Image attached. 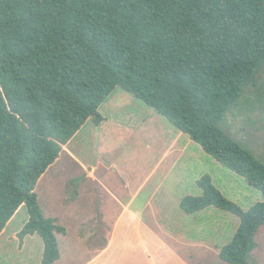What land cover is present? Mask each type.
I'll use <instances>...</instances> for the list:
<instances>
[{
  "label": "trees",
  "instance_id": "trees-1",
  "mask_svg": "<svg viewBox=\"0 0 264 264\" xmlns=\"http://www.w3.org/2000/svg\"><path fill=\"white\" fill-rule=\"evenodd\" d=\"M264 83V0H0V235L23 205L19 238L39 235L42 264L65 233L37 187L100 106L121 88L164 116L264 195V163L222 130L243 120ZM255 89V91H252ZM246 121V120H243ZM187 214L208 207L240 219L219 257L253 264L264 201L243 210L198 180Z\"/></svg>",
  "mask_w": 264,
  "mask_h": 264
},
{
  "label": "rangeland",
  "instance_id": "rangeland-1",
  "mask_svg": "<svg viewBox=\"0 0 264 264\" xmlns=\"http://www.w3.org/2000/svg\"><path fill=\"white\" fill-rule=\"evenodd\" d=\"M257 89L246 121L230 112L221 128L264 163V83ZM99 112L105 126L89 120L36 190L44 214L66 228L57 233L63 258L71 264H228L219 249L232 241L240 219L213 206L187 214L180 204L203 194L198 180L205 175L245 211L264 201L262 192L121 88ZM185 146L184 153L165 150ZM94 165L97 180L91 179ZM28 217L23 205L8 233L23 228ZM256 238L251 263L264 264V225ZM37 239L25 255L34 264L43 245Z\"/></svg>",
  "mask_w": 264,
  "mask_h": 264
},
{
  "label": "crops",
  "instance_id": "crops-1",
  "mask_svg": "<svg viewBox=\"0 0 264 264\" xmlns=\"http://www.w3.org/2000/svg\"><path fill=\"white\" fill-rule=\"evenodd\" d=\"M103 117H104V121L99 126V128H103L105 126V120L107 119V117L104 115H103ZM115 120L118 121L116 118H115ZM150 144H148V146ZM165 150H166V152H168V151L172 152L174 150H179V151L181 150L184 153L188 150V147L185 146L183 148H177V149H173V150L165 149ZM91 169L94 172L93 173L94 175L91 177V179L97 180V176H98L97 172L99 170L98 166L94 165L91 167ZM26 222H27V220H26ZM9 224L6 227V229L4 230V232L0 235V264H34V262L32 260H30L32 258L27 259L25 257V255H26V250H27L28 246L37 245L36 241L38 240L37 236H39V235H37V234L28 235L24 239H20L18 235H19V232L22 230V228L17 229V230H13L10 233H8ZM205 245L209 249H211V247H209V245H207V244H205ZM43 251H44V242H43V245H41V244L39 245L37 264H42ZM219 251H220V249H219ZM70 261L71 260L69 257H65V259H64L63 255L61 253L60 259L57 260L54 264H71Z\"/></svg>",
  "mask_w": 264,
  "mask_h": 264
}]
</instances>
